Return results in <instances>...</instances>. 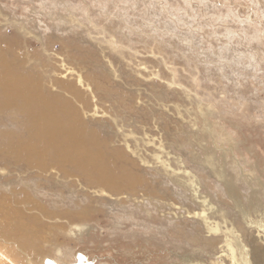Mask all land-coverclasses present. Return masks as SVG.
<instances>
[{"label": "rangeland", "instance_id": "1", "mask_svg": "<svg viewBox=\"0 0 264 264\" xmlns=\"http://www.w3.org/2000/svg\"><path fill=\"white\" fill-rule=\"evenodd\" d=\"M0 64V264H264V0H0Z\"/></svg>", "mask_w": 264, "mask_h": 264}, {"label": "bare ground", "instance_id": "2", "mask_svg": "<svg viewBox=\"0 0 264 264\" xmlns=\"http://www.w3.org/2000/svg\"><path fill=\"white\" fill-rule=\"evenodd\" d=\"M1 65V64H0ZM6 67V66H5ZM4 67V68H5ZM2 69H3V66L1 67ZM8 68V67H7ZM6 71V70H5ZM4 73V71L3 70H0V75L2 76V77H5V75L3 74ZM8 79L6 78V79H2L1 78V83L0 84H2V86H5L6 85V81H7ZM19 81L17 82V83H14V87L12 86V85H10V84H8L7 86H5V87H9V89L7 90V92L8 93H11L12 92V89H13V91H15V89H16V84H21L22 83V80L21 79H18ZM24 81V80H23ZM11 82V81H10ZM31 85V84H30ZM1 87V86H0ZM28 87H29V85H28ZM32 87V86H31ZM4 88V87H3ZM27 88V87H26ZM5 90V89H4ZM33 90V89H32ZM28 110V109H27ZM32 110H34V109H32ZM38 110V109H37ZM32 118V117H31ZM31 121V120H30ZM32 121L34 122V119H32ZM35 121H37V120H35ZM32 122V123H33ZM37 124H38V122H36ZM36 124V125H37ZM31 126V125H30ZM38 126H42V124H38L35 128H37ZM33 127V126H32ZM33 130V129H32ZM37 132V131H36ZM58 132V131H57ZM54 136V135H53ZM52 138H54V137H52ZM71 148V147H70ZM90 163V162H89ZM94 164V163H93ZM79 165V164H78ZM94 166V165H93ZM98 169V168H97ZM104 172V171H103ZM95 175H97V174H95ZM104 175V174H103ZM109 175V174H108ZM108 178V177H107ZM106 178V179H107ZM103 179V178H102ZM126 179V178H125ZM124 179V180H125ZM91 180V179H90ZM96 181H97V179H95ZM94 180V181H95ZM105 182H106V180H104ZM108 181H110V180H108ZM190 181V180H189ZM193 182V181H192ZM191 182V185H193V183ZM108 183V182H107ZM89 184V183H88ZM103 189H104V191L105 192H113V193H115V192H117V190H114L113 189V187H111V186H109V185H107V184H105L104 182L102 183L101 182V184L100 183H98ZM98 185V186H99ZM115 185V184H114ZM97 186V185H96ZM191 188V187H190ZM124 191V190H123ZM197 192V191H196ZM197 194V193H196ZM204 203V202H203ZM207 205V204H206ZM205 217V216H204ZM34 253V252H33ZM260 254H262V252H260ZM259 256V255H258ZM46 260H48V259H44L43 260V263L42 264H44V262L46 261Z\"/></svg>", "mask_w": 264, "mask_h": 264}, {"label": "water", "instance_id": "3", "mask_svg": "<svg viewBox=\"0 0 264 264\" xmlns=\"http://www.w3.org/2000/svg\"><path fill=\"white\" fill-rule=\"evenodd\" d=\"M44 264H55L53 261H51V260H46L45 262H44ZM75 264H81V260H80V258L77 260V262L75 263ZM87 264V263H86Z\"/></svg>", "mask_w": 264, "mask_h": 264}, {"label": "clouds", "instance_id": "4", "mask_svg": "<svg viewBox=\"0 0 264 264\" xmlns=\"http://www.w3.org/2000/svg\"><path fill=\"white\" fill-rule=\"evenodd\" d=\"M80 260H81V264H86V259L83 256L80 257Z\"/></svg>", "mask_w": 264, "mask_h": 264}]
</instances>
